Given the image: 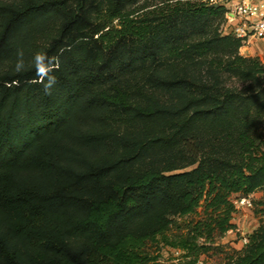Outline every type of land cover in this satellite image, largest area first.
<instances>
[{
  "label": "trees",
  "instance_id": "16d2710c",
  "mask_svg": "<svg viewBox=\"0 0 264 264\" xmlns=\"http://www.w3.org/2000/svg\"><path fill=\"white\" fill-rule=\"evenodd\" d=\"M224 13L0 0V264H157L160 244L197 264L235 229L232 197L264 190V66ZM259 213L225 264H264Z\"/></svg>",
  "mask_w": 264,
  "mask_h": 264
},
{
  "label": "rangeland",
  "instance_id": "374dc122",
  "mask_svg": "<svg viewBox=\"0 0 264 264\" xmlns=\"http://www.w3.org/2000/svg\"><path fill=\"white\" fill-rule=\"evenodd\" d=\"M220 31L222 34L228 33L224 22L220 26ZM238 52L241 56L255 59L260 65L264 66V39L243 44ZM229 85L241 88L244 83L231 80ZM232 198H234V203L237 202L235 197ZM247 202L250 204L249 206L246 203L244 205L235 204L236 211L233 213L231 220L235 229L229 230L223 236L216 238L211 245L212 249L207 254L200 255L197 264H225L227 257L234 256L242 248L241 237L250 234L259 224L261 218L259 210L264 208V190L249 196ZM202 210L203 208L200 207L195 214L176 219L177 225L172 226L168 235L172 236L178 233V226L182 228L184 224L200 219ZM183 231L181 230L180 232ZM148 252L151 256L156 257L157 264H185L186 262L184 257H182V253L161 244L159 246H151Z\"/></svg>",
  "mask_w": 264,
  "mask_h": 264
},
{
  "label": "built area",
  "instance_id": "2783aa9c",
  "mask_svg": "<svg viewBox=\"0 0 264 264\" xmlns=\"http://www.w3.org/2000/svg\"><path fill=\"white\" fill-rule=\"evenodd\" d=\"M210 5H221L225 9L224 24L231 34L239 39L241 44L264 39V0H203ZM249 198V197H248ZM248 198H240L236 205H244ZM243 245L247 243L245 236L241 237Z\"/></svg>",
  "mask_w": 264,
  "mask_h": 264
},
{
  "label": "clouds",
  "instance_id": "9594fccd",
  "mask_svg": "<svg viewBox=\"0 0 264 264\" xmlns=\"http://www.w3.org/2000/svg\"><path fill=\"white\" fill-rule=\"evenodd\" d=\"M45 59V54H37L36 56V61L38 64L42 63ZM22 66V62L21 64L18 65V67Z\"/></svg>",
  "mask_w": 264,
  "mask_h": 264
},
{
  "label": "crops",
  "instance_id": "0c3cea01",
  "mask_svg": "<svg viewBox=\"0 0 264 264\" xmlns=\"http://www.w3.org/2000/svg\"><path fill=\"white\" fill-rule=\"evenodd\" d=\"M207 264H210V263H207Z\"/></svg>",
  "mask_w": 264,
  "mask_h": 264
}]
</instances>
